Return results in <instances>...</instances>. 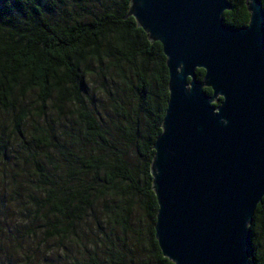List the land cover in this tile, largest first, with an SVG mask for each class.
<instances>
[{
  "label": "trees",
  "instance_id": "obj_1",
  "mask_svg": "<svg viewBox=\"0 0 264 264\" xmlns=\"http://www.w3.org/2000/svg\"><path fill=\"white\" fill-rule=\"evenodd\" d=\"M87 1L0 0V110L9 116V137L11 131L16 147L23 149V173L38 192L35 206L62 219L45 228L50 238L69 239L74 223L95 202L117 197L105 220L129 234L138 210L147 222L140 239L155 264H174L155 237L158 203L151 173L169 100L167 59L162 44L151 41L128 14L131 0H102L101 10L73 16L74 8L86 10ZM228 1L232 8L223 14L225 23L246 26V0ZM196 74L202 80L205 71ZM94 83L107 96L116 136L135 161L127 151L112 148L89 89ZM204 90L212 94L211 88ZM49 107L59 118L67 115L71 145L51 133ZM53 153L61 155L62 165ZM250 233V264H264V198ZM115 249L107 248L110 262L93 254L87 264H123Z\"/></svg>",
  "mask_w": 264,
  "mask_h": 264
},
{
  "label": "water",
  "instance_id": "obj_2",
  "mask_svg": "<svg viewBox=\"0 0 264 264\" xmlns=\"http://www.w3.org/2000/svg\"><path fill=\"white\" fill-rule=\"evenodd\" d=\"M246 3L249 23L235 27L223 18L228 0L130 2L128 14L167 59L151 173L155 237L174 264H250L264 198V4Z\"/></svg>",
  "mask_w": 264,
  "mask_h": 264
},
{
  "label": "rangeland",
  "instance_id": "obj_3",
  "mask_svg": "<svg viewBox=\"0 0 264 264\" xmlns=\"http://www.w3.org/2000/svg\"><path fill=\"white\" fill-rule=\"evenodd\" d=\"M101 1L88 0L86 10L74 8L73 16H85L86 11L101 10ZM100 88L94 83L89 89L95 95L93 102L107 138L113 149H119L122 153L127 151L132 157L131 149L125 147L116 136L117 120L107 96L102 94ZM111 89L114 90V86ZM47 113L51 133H55L58 140L71 145L72 128L67 115L59 118L51 107ZM8 117L5 111L0 110V264H87L93 254L107 260L110 254L107 253L108 246L113 251L117 248L123 264H155L146 250L145 239H140L145 234L147 222L138 210H135L134 219L130 222L132 231L129 234H124L122 227L105 220L108 207L116 204L117 197L99 199L92 208L87 209L81 219L74 223L69 239L50 238L44 232L45 228L49 223L62 219L53 217L46 209L38 211L35 206L33 197L38 192L23 173L27 162L22 156V147H16L11 131L9 137L11 122ZM27 129L31 130L29 127ZM9 145L13 146L8 151ZM31 148L34 146L31 145ZM16 150L20 155L15 156L16 152L13 151ZM108 150L109 147L105 151ZM53 156L61 161L60 165L64 163L61 155L53 153ZM124 248L128 249V253Z\"/></svg>",
  "mask_w": 264,
  "mask_h": 264
}]
</instances>
